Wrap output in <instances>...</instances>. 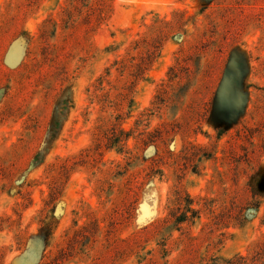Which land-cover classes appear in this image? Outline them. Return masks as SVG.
I'll list each match as a JSON object with an SVG mask.
<instances>
[{
	"label": "rangeland",
	"instance_id": "1",
	"mask_svg": "<svg viewBox=\"0 0 264 264\" xmlns=\"http://www.w3.org/2000/svg\"><path fill=\"white\" fill-rule=\"evenodd\" d=\"M106 3L0 0V264H264V0Z\"/></svg>",
	"mask_w": 264,
	"mask_h": 264
},
{
	"label": "trees",
	"instance_id": "2",
	"mask_svg": "<svg viewBox=\"0 0 264 264\" xmlns=\"http://www.w3.org/2000/svg\"><path fill=\"white\" fill-rule=\"evenodd\" d=\"M98 1V4L96 5L97 9H98V12H100V15L103 14L106 6H107V3H106V0H97ZM58 125L59 123L57 121H53V123L51 124V129L50 131L52 132V135L55 134L57 128H58ZM51 138H55V137H52ZM54 139H50V141H53ZM255 192H254V197H264V193L261 192V190L259 191V187H255L254 188ZM189 215H191V217H189ZM173 219L175 220L174 221V224L177 226V227H180L182 225H184L185 223L187 222H190L192 220H195L197 218V212H195L194 210L192 209H189V211L185 212L181 217H176L175 215L172 216Z\"/></svg>",
	"mask_w": 264,
	"mask_h": 264
}]
</instances>
